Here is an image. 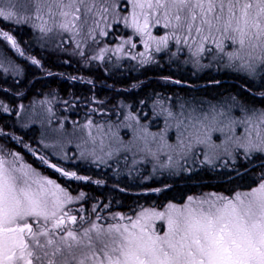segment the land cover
Here are the masks:
<instances>
[{"label":"snow or ice","instance_id":"obj_1","mask_svg":"<svg viewBox=\"0 0 264 264\" xmlns=\"http://www.w3.org/2000/svg\"><path fill=\"white\" fill-rule=\"evenodd\" d=\"M0 22L29 25L40 33L43 45L62 51L72 44L73 54L86 62L103 61L109 49L101 47L98 54L88 49L113 25H123L143 42L141 65L155 62L153 51L176 46L177 51L187 49L195 65L212 53L225 67L252 81L259 78L264 88V0H0ZM157 28L164 34L154 35ZM0 41L43 69L8 30L0 29ZM126 44L136 46L125 39L115 52H123ZM0 68L20 75L6 57L0 58ZM257 92L264 101V91ZM234 106L241 115H233ZM0 109L10 111L3 103ZM160 112L165 118L161 133L150 132L129 113L126 119L136 126L123 125L133 130L132 139L124 141L111 124L88 118L79 127L73 122L71 131L63 123L50 127L54 142L41 141L44 148L53 149L50 156L29 151L47 168L74 181L89 178L61 163L74 159L64 151L73 138L78 140L76 160L111 167L108 160L121 153L143 154L153 162L154 173L167 170L169 175L190 171L186 164L190 158L195 164L197 153H202L201 165L213 168L235 165L238 159L247 165L257 155L264 159V106L236 104L225 110L181 103L161 107ZM42 116L41 122L51 126L55 113L50 101ZM169 128L176 129V144L165 138ZM213 133L221 134L220 143ZM6 135L0 129V136ZM86 200V193L72 195L20 153L0 148V264H264V174L246 189L188 196L182 204L168 203L163 210L140 207L131 215L107 212L109 204L101 201L86 209ZM157 222H162L160 230Z\"/></svg>","mask_w":264,"mask_h":264},{"label":"bare ground","instance_id":"obj_2","mask_svg":"<svg viewBox=\"0 0 264 264\" xmlns=\"http://www.w3.org/2000/svg\"><path fill=\"white\" fill-rule=\"evenodd\" d=\"M37 49V57L35 58L41 61L43 69L38 66L32 65L30 60H27L26 58L19 57L21 59L20 60L18 58L12 57L11 50L9 48L8 50L5 49L0 53V58L6 57L8 62L18 66L19 70L21 71L20 75L16 76L11 71L8 73L5 72L3 68H0V103L7 105L10 109L7 114H5L2 109H0V129H3L6 133H10L15 137L18 136V138H20V142L24 145L23 147H25V145H29L32 150L38 151L39 153H47V149L41 146L40 132L46 133L48 129L46 126H44L38 121L30 122L29 124L31 126L26 127V125H24L20 121L22 109L26 107L31 108L36 105L38 108H40L43 106V103L46 104V102L49 101L51 103L54 98L56 99L58 106L52 105V111L55 113L57 125L63 123L65 125V128L69 131L70 129H72L73 123L66 122V120L76 119L78 122L75 123H79L85 122L88 118H91L95 123L111 124L113 126V132L117 133V135L124 141H129L132 139L133 130L132 128L124 127L123 125L132 124L133 127L136 126L135 121L126 119L129 113L136 115L140 123L146 125L147 128H152L151 132H164L165 118L164 115L160 112L161 107L176 108L181 103H188L186 101L183 102L182 100H180L182 101L181 103H175L170 99V97L185 93L186 90L190 91L193 96H197L204 90L211 91L215 94L212 95L209 93L207 96L201 95L199 98V102L193 103V105L196 106L208 107L209 105L215 104L216 100H219L220 102L221 99L227 100L226 95H233L236 101L240 99L236 88L228 90L227 87L221 86L219 83H216L217 81H214L207 75L201 76L200 79L196 82H190L185 78H182L180 80L183 82L180 86H177V83H174V81L176 80L172 82L162 83L164 81V77L160 76L154 79L150 74L141 71L140 74H130L126 76H121L120 78H116L112 84H109L105 78L104 73H102L101 71L94 70L93 66H95L97 63L90 62L92 64L91 66L85 65V68L81 69L82 67H79L76 63H73L69 59L61 58V60L66 65H71L72 63L73 67L72 70L69 72V78H72L71 75H80V77H78V80H68L61 78L55 74V71L57 69L64 67V65L59 62V58L62 55L54 52L52 50V47L43 49L38 46ZM64 53L74 55L68 51ZM163 55L164 54H160L155 57V61L157 62V64L162 65L155 66L156 70H164L168 75L175 74L173 68L168 65L170 62H172L177 65H181L184 68H190V66H193L194 68H192V70H195L196 74H200L198 72L199 69L196 68L193 62H190L186 65H182L181 62L185 59H163ZM46 59L51 60L45 61ZM53 59H56L57 61ZM112 60L113 65H111V63L107 61V63L111 66L108 68V70H125L124 66H126V63L123 57H115L112 58ZM128 68L132 71H137L131 64H128ZM212 69L215 73L221 74L223 76L222 80H228L227 77L230 78V72L232 74L234 73V75L236 76L246 78V76L239 74L234 70H231V68L225 67V65L223 64H216L213 66ZM97 70L100 69L97 68ZM88 71L91 72L88 73ZM48 72H50L51 75H48ZM88 81H91V83H88ZM184 82L190 83V89L184 88L182 86L186 84ZM36 83L39 84L38 86L43 87V90H45V92H40L31 88L30 85L34 86ZM73 83H81L83 86L89 87L91 90L86 91L88 93L92 92L93 98L91 96L89 98L77 97V94L73 89ZM13 85H15L16 87L20 85V89H12ZM68 96L74 97L70 103L65 105H61L58 103L61 98L69 100ZM158 97H160V100L155 102L154 100ZM128 103L133 104L135 106L129 105ZM244 105L248 106L249 103L246 102ZM254 105L255 107H261L256 104ZM91 113L95 116H92ZM6 117L11 119L9 120L10 123L8 120H6ZM176 136V129L169 128L166 132L165 138L167 139V141H170L171 144H176ZM220 136V133H215L213 135V140H220ZM11 142L13 143L14 139H12ZM14 145L15 143L12 145V147ZM167 151L169 150H166V152ZM16 152L20 153L26 162L35 166L43 174L47 175L50 178L56 177L57 173H55L51 169L49 170L42 168L37 161L30 157L29 148L28 151L18 150ZM67 154L69 156H72L70 153ZM120 155L124 156L125 154L121 153ZM142 155L143 154L135 156L134 158L137 159ZM125 157L126 156H124V158ZM125 159L126 162L123 161V163L128 167L129 170L139 168L138 170L142 171V185L147 186L149 191L155 192L158 195L160 199V204L158 205V207L161 210H163L168 203H176L180 201V198L176 195L167 198L164 192L154 191V189H160L161 181L158 176L152 177L150 175L149 170L146 169L145 166V164L147 165V163L137 161V163H133V161H131L128 165L127 158ZM53 162H57L56 159H53ZM113 162L114 160L110 161L109 164H112ZM61 163L64 167L72 168L75 171H79L81 174H83V176L88 177V181L96 187H99L101 184L97 185L93 183V181L103 180L95 178L90 173V171H94L95 173H97V175H103L104 177L115 175L113 174L112 169L113 165L116 162L112 164L111 167H108L105 164H99L100 167H95L96 164L92 163L85 164L86 166L84 167H75L74 161ZM234 166L235 165H230L229 167L219 166L217 169L204 166L205 172L214 170L219 171V173L211 176L209 180H201L199 184H217L219 180L218 175H220L222 172L225 177V175L228 174L234 168ZM126 169L127 168H125V170L121 169L118 172L121 177L118 176V179H116V188L112 192L111 197L108 199L109 205L114 204L116 202L128 204L131 201L130 198L133 197L131 188H135V186L133 185H136L140 178L133 175V173L137 172L138 170L132 171L131 174H129ZM189 169L191 170L182 171L176 175H171L174 178V181L169 183L175 187L176 185H189V181L186 179V177L182 176L184 173H188L189 176L197 175V173L203 175V172L197 166H192ZM69 181L75 187V189L79 191H82L80 189L85 185L84 181H78L77 183L74 180ZM237 188L241 189L243 188V185L238 184ZM120 189H123L124 191H121ZM233 191L234 190L230 191V193ZM189 195L198 197L196 190H192V192H189ZM133 200L136 203L141 202L140 198H134ZM84 203H88L87 200ZM85 208L89 209L90 206L88 208ZM113 210L114 209L110 207L107 212H114Z\"/></svg>","mask_w":264,"mask_h":264},{"label":"trees","instance_id":"obj_3","mask_svg":"<svg viewBox=\"0 0 264 264\" xmlns=\"http://www.w3.org/2000/svg\"><path fill=\"white\" fill-rule=\"evenodd\" d=\"M127 12L128 11H124L125 14H127ZM0 28L8 30L10 33H12L14 35V38L17 40L18 44L27 53L28 56L37 57V52H38V49L36 46V45H38L37 40H36L34 33L31 31V29L29 27H27L25 25H13V24H9V23L0 22ZM128 33H130L129 28H125L123 25H113L112 28H110L108 30L107 43H110V41L115 40L117 38L115 42L118 44L122 41V38H126L128 36ZM0 45H2V44H0ZM126 49H127V46H126ZM11 55H12V57L20 59L19 56H17L13 50H11ZM123 58H125V57H123ZM49 60H51V59H46L45 61H49ZM53 60H56V59H53ZM23 61H25V60H23ZM124 61L126 63V66H124L125 70H123V71H121L119 69L108 70L109 67H107L105 69L102 68L103 71H101V70H97L98 67L96 65L93 66V68L95 71H101L102 73H104L105 78L109 84H112L116 78H120L121 76H126V75H130V74H140L141 71L148 73V74L150 72L154 73V71H155L156 73L160 74L163 77L170 78L173 81L174 80L180 81V83H177V86H180L181 83L183 82L180 80L182 78H185L186 80L192 79L193 82H196L201 77V74H196V71L192 70V68H194L193 66H190V68H184V67H180V66L175 65V64L173 65V63L170 62L168 65L171 68H173L174 70H180V71H182V74H185L188 76H183L182 74L179 75L177 73L168 75L166 73L164 74V72L161 73L160 71L156 70V68H153V67H152L153 69L148 68V69L142 70L139 67H137L135 64L130 62L129 60L124 59ZM59 62L61 64H63L64 67L57 69L55 71L56 72L55 74L61 78L73 80V79L69 78V72L72 70V67H73L72 63H71V65H66L61 59H59ZM128 64H131L137 71L130 70L128 68ZM91 71H93V70H91ZM91 71H88V73H90ZM206 74L208 75V77L212 78L214 81H218L221 86L227 87L228 90H232V89L236 88V91L240 96L239 100L236 101V99L233 95H226L227 96V100H225L226 102H224V99H221V102L218 100L219 104H224L223 107L226 110H227L229 105H236V104L244 105L246 102H248L249 104L254 103L258 106H264V101H262L261 97L259 96V94L257 92L258 89L260 91H264V88H261V80L259 78L255 81H252L248 78L236 76V75H234V73L232 74L230 72L229 73L230 78L227 77L228 80L219 79V77L222 76L221 74L216 80V78L213 77V75L215 73L207 72ZM194 76H197V78H194ZM71 77H77L78 78V77H80V75H71ZM75 80H78V79H75ZM38 83H36L34 86L31 85V88H33L35 90H40L41 92H45V90H43L44 89L43 87L38 86L39 85ZM17 88L20 89V85H18L17 87L15 85L12 86V89H17ZM73 89H74L75 93L77 94V97H79V98H89L90 96L93 98L92 92L88 93L86 91V90L89 91L91 89L89 87L83 86L81 83H79V84L73 83ZM185 92H189V93H183V94H180L177 96L170 97L171 101L176 102L177 100H182L183 102L186 101L189 104H193L197 100H199L198 98H200V97H198L196 99V98L190 96L192 93L188 90H186ZM202 93H203V96H207L209 93L212 95H215L213 92L207 91V90H204ZM68 97H69V100H66L63 98H61V100L66 101L68 104L74 98L71 96H68ZM154 101H156V99ZM129 105H133V104H129ZM133 106H135V105H133ZM252 106H253V104H252ZM236 108H239V107H236ZM234 113L241 114V112L239 110H234L233 114ZM5 114H7V113H5ZM92 116H95V115L92 114ZM6 120L9 121L11 119L6 117ZM9 123H10V121H9ZM0 138L9 139V140L5 141L6 145L8 147L6 149V151H12V152H16L18 150L23 151V149L29 147V145H28V147H23L24 145L20 142V138H18V136L15 137L10 133H7L6 136H0ZM12 139H14L13 143L11 142ZM7 143H9V144H7ZM14 143H15V145L12 147V145ZM252 161H254V162H252ZM252 161H250V163L254 166L257 163L264 162V159H261V157L259 155H257V156H254L252 158ZM258 166L259 165H256L253 168H251L250 173L248 172L244 176L233 179L230 184L220 182L217 184L201 185V184H199L201 180H203V179L209 180L211 176L218 174V172L217 173L211 172V171L205 172V170H201L203 172V175H201L200 173H197V175H191V176L186 177V179L189 181V185H186V184L180 185V186L176 185V187H175L171 184L161 183L160 188H162L166 185H170L164 189L167 191V192H165V196L167 198H169L170 196L176 195L180 198L179 204H182L186 201V198L188 196H190L189 192H192V190L198 191L199 189H205V190L209 189V190H213V191H217V192H228V191L234 189L236 187L235 185L239 184V182H241L243 180V178L247 177L248 175H250V177H249L250 179L257 180V178H260L261 175L264 174V165L259 166V167ZM218 177L220 179L219 181H222V179L225 178L224 174L223 175L220 174V175H218ZM105 178H107V180L105 181L106 183H104L105 185H107L108 187H115L117 181H114L109 176L105 177ZM172 181H174V180H172ZM84 184L85 185L81 189L86 188V186H91V185H89V183L86 184V181H84ZM107 194L109 196L107 199H109L111 194L108 192H107ZM176 203H178V202H176ZM155 205H157V204H155Z\"/></svg>","mask_w":264,"mask_h":264},{"label":"rangeland","instance_id":"obj_4","mask_svg":"<svg viewBox=\"0 0 264 264\" xmlns=\"http://www.w3.org/2000/svg\"><path fill=\"white\" fill-rule=\"evenodd\" d=\"M122 0H120V2H121ZM124 3V2H123ZM130 5L128 6V8H129V10H130ZM3 23H7V22H3ZM21 25H24V24H21ZM25 26H27V27H29L30 29H31V31L34 33V35H35V37H36V40H37V44L38 45H36L37 47L39 46L40 48H43V49H45V48H48V47H52V50L54 51V52H56V53H58V54H60V55H62V56H60V58L59 59H61V58H67V59H69L70 61H72L73 63H76L79 67H82L81 69H83V68H85L84 66L85 65H91V63L90 62H95V63H97V64H104V66H102V68L103 69H105V68H107V67H111L108 63H107V61H109L110 63H111V65H113V61H112V58H115V57H120V58H122V57H125V58H123V59H125V60H129V61H131V59H133L132 57H136V59H133L134 60V63L135 64H138L139 63V61H138V63H137V60H140V56H139V53H141V52H144L145 51V49H144V47H143V42H142V40H141V38L139 37V36H136L133 32H132V30L129 28V30H130V33H128V36L126 37V38H122V41L123 40H125V39H131V41H132V43H134L136 46L135 47H131V44L130 45H128V44H126V45H123V47H124V51L123 52H119V53H117V52H115V48H116V46L118 45V44H121L122 43V41L120 42V43H116L115 41H116V39L115 40H112V41H110V43H107V36L106 37H99V41H100V43L99 44H97V45H93V46H91V48L90 49H88V51H90L92 54H98V52H99V49L101 48V47H103V48H107V49H109V51L108 52H106L105 53V56H104V60L103 61H99V60H97V61H85L83 58H81V57H78V56H76V55H71V54H65L64 52H66V51H68V52H70V53H72L73 54V52H72V48H73V45L72 44H67V45H65L64 47H66V49L67 50H59V49H56V48H54L52 45H43V43H42V41L40 40V33L38 32V31H36L35 29H33L31 26H29V25H25ZM112 28V27H111ZM1 29V28H0ZM10 34H12V33H10ZM153 34L154 35H157V34H159V35H163L164 33L160 30V29H154L153 30ZM13 35V34H12ZM14 36V35H13ZM121 39V38H120ZM0 44H2V45H0V53L2 52V51H4L5 49L6 50H8V48L10 49V47L6 44V42H3V41H0ZM4 44V45H3ZM126 46H127V49H126ZM61 53H64V54H61ZM178 53H180V58L181 59H185V60H183L182 62H181V64L182 65H186V64H188V63H190V62H193V58L191 57V55H190V53L187 51V49H182L181 51H177L176 50V46H171L168 50H166V51H162V52H160V53H156V52H152L151 54L154 56V59H155V57L156 56H158V55H160V54H164L163 55V59H177L178 60V58H179V54ZM212 53H205L204 54V58H207V59H209V60H211L212 59ZM2 58V57H1ZM217 61H219V63H223V62H221L220 60H217ZM160 62H162V61H160ZM107 64V65H106ZM148 65V64H147ZM141 69L142 68H144V66H139ZM231 70H233V69H231ZM20 71V70H19ZM10 71H8V73H9ZM21 72V71H20ZM198 72L201 74L202 73V71H200V70H198ZM239 74H241V73H239ZM243 75V74H242ZM245 76V75H244ZM31 86V85H30ZM38 91H40V90H38ZM41 92V91H40ZM182 101H180V100H177L175 103H181ZM59 104H61V105H65V104H67V102L66 101H62V100H60L59 102H58ZM51 105V108L53 107V106H58L57 105V102H56V99L54 98L52 101H51V103H50ZM53 105V106H52ZM214 106H217V107H221V105L219 104V102H218V100H216L215 101V104H213ZM44 106H45V104L43 103V106L42 107H40V108H38L37 107V105L36 106H33V107H31V108H24V109H22V113H21V118H20V121L24 124V125H26V127H29V126H31L29 123L30 122H36V121H38V122H40V123H42L41 121H42V119H43V116H42V112L44 111ZM248 106H252V104L250 103ZM253 106H255L254 104H253ZM234 110H238L237 108H235V107H233L232 108V112L234 111ZM92 115V114H91ZM233 115H236V116H239L240 114H236V113H234ZM57 121H56V119L54 118L53 119V123L51 124V126H49L47 123H42L44 126H46L47 127V132L46 133H42V132H40V140L41 141H44L45 143H52V142H54V137H53V135L50 133V130H49V128L50 127H56L57 126V123H56ZM66 122H69V123H73V122H78L76 119H68V120H66ZM86 122V121H85ZM85 122H79V123H75L76 124V126L77 127H79V125H82V124H84ZM23 125V126H24ZM105 125H107V124H105ZM28 129V128H27ZM148 130L151 132L152 131V128H149L148 127ZM69 131H71V129L69 130ZM112 131H113V128H112ZM239 132H240V129H237V133L239 134ZM154 133V132H153ZM215 133H213V135H214ZM220 138L221 139H223V137L222 136H220ZM216 142L217 143H220V140H216ZM3 141L0 139V148H4L3 146ZM78 143V140L77 139H75V138H73L72 139V142L71 143H65L64 144V150H65V152L66 153H70L71 155H72V157H74V159H73V161H74V166L75 167H78V166H86L85 164H88V162H82V161H79V160H76L75 159V157H76V155L78 154V149H77V147H76V144ZM168 143H170V141H168ZM171 144V143H170ZM41 146L44 148V146H43V144L41 143ZM47 149V153H45L46 155H49L50 156V154H51V152L53 151V149H50V148H46ZM58 150V149H57ZM166 150H168V149H165V151ZM49 153V154H48ZM101 155H103V153H100ZM124 156H126V158H127V162H128V165L130 164V162L131 161H133L135 158L133 157V155L131 154V153H128V154H125ZM124 156H121V155H119V156H115V157H113L112 159H110V160H108V158L107 157H105V159L106 160H108V163H110V161H113L114 160V162L112 163V164H114L115 162V164L113 165V174H115L116 172H119L123 167H124V163H123V161L124 162H126V159L124 158ZM197 156H198V158H197V160H196V162H195V164H193L192 163V160H191V158L189 159V161L187 162V164H186V167L187 168H191L192 166H197L198 167V164H197V162H199V164H200V160L203 158V156H202V153H197ZM55 157H53V159H54ZM56 159V158H55ZM160 160L161 161H165L166 160V156L165 155H163V154H161V156H160ZM135 161H137V162H143V163H147V165L145 164V166H146V169H148L149 170V173L150 174H153L152 175V177H160L161 176V172H158V173H154L153 171H152V164H153V162H150L149 161V159H145L144 157H143V155L142 156H140V157H138L137 159H135ZM136 162V163H137ZM111 164V165H112ZM200 166H204V165H201L200 164ZM221 167H224L222 164L220 165ZM95 167H100L99 165H95ZM125 167L127 168L126 169V171H130L129 169H128V167L125 165ZM211 168H213V167H211ZM218 167H215V169H217ZM139 168H136V169H133V170H131V172L132 171H136V170H138ZM164 172H166L167 174H168V172H167V170H165ZM169 175V174H168ZM118 176H120V174L118 175ZM118 176L117 177H115V180L116 179H118ZM121 177V176H120ZM225 194H228V193H230V191H228V192H224Z\"/></svg>","mask_w":264,"mask_h":264},{"label":"flooded vegetation","instance_id":"obj_5","mask_svg":"<svg viewBox=\"0 0 264 264\" xmlns=\"http://www.w3.org/2000/svg\"><path fill=\"white\" fill-rule=\"evenodd\" d=\"M172 60H177V59H172ZM204 59H201V64L200 65H202L203 63H204ZM175 63H173V65H174ZM175 65H177V64H175ZM195 65V64H194ZM200 65H195L196 66V68L198 69V67L200 66ZM96 66L101 70V71H103L102 70V66H104V64H96ZM155 66H162V65H158L157 63L156 64H154L152 67L153 68H155ZM178 66H180V67H182L181 65H178ZM152 67H150V69H153ZM174 70V69H173ZM175 71V73H177V74H182V71H180V70H174ZM160 72L162 73V72H164V74L166 73L164 70H160ZM208 72H213V73H215L214 71H213V69L211 70V71H208ZM207 72H202L201 73V76H203V75H207L206 74ZM154 79H156V78H158V77H160L161 75L160 74H158V73H156L155 71H154V73H149ZM183 76H188V75H185V74H182ZM208 76V75H207ZM220 76V74H218V73H215L214 75H213V77L214 78H216V80H217V78ZM163 77V76H162ZM194 78H197V76H194ZM223 78V76H221V77H219V79H222ZM173 80H171L170 78H167V77H164V81L162 82V83H165V82H172ZM188 81H190V82H193V80L192 79H189ZM184 83H186L185 85H183V87L184 88H187V89H190V85H189V83H187V82H184ZM185 93H189V92H185ZM183 94V93H182ZM201 95H203V93L201 92L200 94H198L197 96H193V94H191L190 96H192V97H194V98H198V97H200ZM199 99V98H198ZM160 100V97H158V98H156V101H159ZM155 101V102H156ZM199 102V100H197L196 101V103H198ZM4 142L5 141H7V140H9V139H2ZM29 148V147H28ZM28 148H25V149H23V151H28ZM39 154H42V155H46L45 153H39ZM29 155H30V157L32 158V159H34L35 161H37L38 163H39V165L42 167V168H44V169H49V168H47L45 165H43L41 162H40V160L38 159V158H36V157H34L33 155H32V153L31 152H29ZM52 159H53V157H52ZM28 163V162H27ZM30 164V163H29ZM250 163L248 162L247 163V165H248V167H246V165L245 164H238V163H236L235 164V166H234V168L228 173V174H226L225 175V178L224 179H222V181H219L218 180V183H227V184H230L231 183V181L233 180V179H236V178H238V177H241V176H244V175H246L248 172L250 173L251 172V168L252 167H254V166H256V165H259V166H262V165H264V162H260V163H257L256 165H254V166H251V165H249ZM32 165V164H31ZM33 166V165H32ZM258 166V167H259ZM34 168H36L35 166H33ZM198 168L200 169V167L198 166ZM237 169H239V171H240V175H237L236 174V170ZM50 170V169H49ZM201 170V169H200ZM211 172H218L219 173V171H211ZM77 173L79 174V175H83V174H81L79 171H77ZM90 173L95 177V178H99V179H102L103 181V183H101V185L99 186V187H96V186H94V185H92L88 180L86 181V184L87 183H89V185H91V186H86V188H84V189H80V190H82V192H84V193H86L87 194V202L88 203H84V207H92L95 203H96V201H101V202H103V203H108V194H107V192L108 193H110V194H112V192L115 190V188H116V186L115 187H108L107 185H105L104 183H106L105 181L107 180V178H105V177H103V175H97V173H95L94 171H90ZM221 174L223 175V173L221 172ZM45 175V174H44ZM119 174H118V172H116L115 173V175L114 176H109L110 178H112L114 181H117V180H115V177H117ZM133 175H135V176H137L138 178H140L139 179V181H138V183L136 184V185H133V186H135V188H131L132 189V194H133V197L132 198H130V202L128 203V204H122V202L120 203V202H116V203H114V204H111V205H109V208L110 207H112V209H114L113 211L114 212H119V213H122V214H126V215H131V214H133V211L134 210H139V208L140 207H155L156 209H158V210H161L159 207H158V205L160 204V199H159V197H158V195L155 193V192H152V191H149L148 190V188H147V186H145V185H142V183H143V173H142V171H137V172H134L133 173ZM151 176L153 175V174H150ZM47 176V175H46ZM182 176H185V177H187V176H189L188 175V173H184ZM250 177V175H248L247 177H244L243 178V180L241 181V182H239V184H242L243 185V188H241V189H246V188H248L250 185H253L254 184V182L255 181H258L259 179L257 178V180H252V179H250L249 178ZM53 179H56L59 183H61L63 186H65L67 189H68V191L72 194V195H77L79 192H81V191H79V190H77V189H75V187L71 184V182L69 181V180H67V179H65V178H63V177H61V176H59V174H56V177H54ZM159 179H160V181H161V183H163V184H170L169 182H171L172 180H174V178L171 176V175H168L167 173L166 174H164V173H161V176L159 177ZM78 181H76V183H77ZM237 185L238 184H236L235 186V188L234 189H232V190H237L238 188H237ZM167 186H170V185H166V186H164V187H162V188H160L161 189V192H167L166 190H164L165 188H167ZM232 190H230V191H232ZM205 192H217V191H213V190H209V189H199L198 191H197V196L198 195H201V194H203V193H205ZM217 193H224V192H217ZM225 194V193H224ZM110 197H111V195H110ZM134 198H140L141 199V202L140 203H136L133 199ZM180 202L178 201V203L177 204H179ZM155 204H157V205H155ZM127 207H129V208H127ZM108 208V209H109ZM108 209L106 210V211H108Z\"/></svg>","mask_w":264,"mask_h":264}]
</instances>
